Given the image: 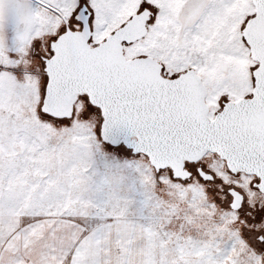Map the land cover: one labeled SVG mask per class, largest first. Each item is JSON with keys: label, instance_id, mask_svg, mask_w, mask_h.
<instances>
[{"label": "snow or ice", "instance_id": "6c2138e0", "mask_svg": "<svg viewBox=\"0 0 264 264\" xmlns=\"http://www.w3.org/2000/svg\"><path fill=\"white\" fill-rule=\"evenodd\" d=\"M0 264H264V0H0Z\"/></svg>", "mask_w": 264, "mask_h": 264}]
</instances>
